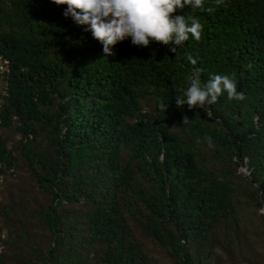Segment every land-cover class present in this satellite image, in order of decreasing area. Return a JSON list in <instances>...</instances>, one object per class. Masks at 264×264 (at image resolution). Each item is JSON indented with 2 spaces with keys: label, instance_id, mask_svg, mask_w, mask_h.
I'll return each mask as SVG.
<instances>
[{
  "label": "trees",
  "instance_id": "1",
  "mask_svg": "<svg viewBox=\"0 0 264 264\" xmlns=\"http://www.w3.org/2000/svg\"><path fill=\"white\" fill-rule=\"evenodd\" d=\"M208 7L174 13L199 19L200 41L127 38L106 56L67 5L0 0V181L22 161L48 198L0 201V264H264V0ZM194 68L246 98L222 92L213 119L178 108Z\"/></svg>",
  "mask_w": 264,
  "mask_h": 264
},
{
  "label": "clouds",
  "instance_id": "2",
  "mask_svg": "<svg viewBox=\"0 0 264 264\" xmlns=\"http://www.w3.org/2000/svg\"><path fill=\"white\" fill-rule=\"evenodd\" d=\"M60 6L67 5L63 15L71 17L78 26H84L94 39L103 45L106 56L114 53L111 49L127 38H131L134 46L148 47L151 41L164 46H180L189 40V35L200 41L203 25L199 19L189 15H175L177 10L185 8L201 9L211 14L214 7L204 8V0H51ZM222 0H216L219 5ZM170 47L175 54L177 47ZM186 59L197 64V59L189 53ZM201 69L194 68L187 77L189 86L183 90L182 96L175 97L178 108L187 105L189 110L202 108L207 117L213 119L209 105L215 104L222 92H226L229 100L242 101L246 97L237 91V82L233 76L213 74L206 83L201 81ZM159 108L166 112L168 105L160 102ZM188 116H183L182 124H189ZM208 146L214 147L212 138L205 136Z\"/></svg>",
  "mask_w": 264,
  "mask_h": 264
},
{
  "label": "rangeland",
  "instance_id": "3",
  "mask_svg": "<svg viewBox=\"0 0 264 264\" xmlns=\"http://www.w3.org/2000/svg\"><path fill=\"white\" fill-rule=\"evenodd\" d=\"M147 112H152V108H146ZM6 137L8 144L13 147L18 145L19 134L14 128L6 131ZM21 169L16 175H8L0 181V201L7 207L18 209L21 207H31L34 205H40L48 201V198L41 194L36 186L30 173L21 161ZM247 172L243 169L242 172ZM2 237H6V233L2 234ZM3 248L0 244V253Z\"/></svg>",
  "mask_w": 264,
  "mask_h": 264
},
{
  "label": "built area",
  "instance_id": "4",
  "mask_svg": "<svg viewBox=\"0 0 264 264\" xmlns=\"http://www.w3.org/2000/svg\"><path fill=\"white\" fill-rule=\"evenodd\" d=\"M9 73H10V61L4 57H0V74L6 76L9 75Z\"/></svg>",
  "mask_w": 264,
  "mask_h": 264
},
{
  "label": "water",
  "instance_id": "5",
  "mask_svg": "<svg viewBox=\"0 0 264 264\" xmlns=\"http://www.w3.org/2000/svg\"><path fill=\"white\" fill-rule=\"evenodd\" d=\"M246 169V168H245ZM246 171H247V169H246ZM264 212V211H263Z\"/></svg>",
  "mask_w": 264,
  "mask_h": 264
}]
</instances>
